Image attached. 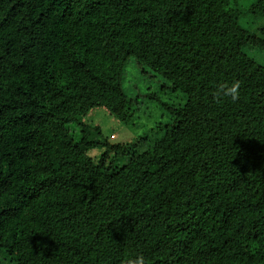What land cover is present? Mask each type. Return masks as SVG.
Returning <instances> with one entry per match:
<instances>
[{"label": "trees", "instance_id": "1", "mask_svg": "<svg viewBox=\"0 0 264 264\" xmlns=\"http://www.w3.org/2000/svg\"><path fill=\"white\" fill-rule=\"evenodd\" d=\"M263 20L264 0H0V264H264ZM131 58L183 101L153 93L159 137L113 143L91 118L138 125Z\"/></svg>", "mask_w": 264, "mask_h": 264}, {"label": "rangeland", "instance_id": "2", "mask_svg": "<svg viewBox=\"0 0 264 264\" xmlns=\"http://www.w3.org/2000/svg\"><path fill=\"white\" fill-rule=\"evenodd\" d=\"M263 21L259 25H263ZM247 52L256 61L264 65V50L252 47L248 48ZM165 83L167 84L166 80L160 76L153 77L150 72L148 74L143 73V68L137 64L134 58H131L125 66L124 90L132 102L131 105L136 110L138 125H124L103 109L96 110L95 117L91 119L101 125L104 135L109 137L112 135L113 140L111 142L113 143L126 142L142 136L155 127L157 123H163L167 120L166 114L161 108V102L156 101L151 96L153 93H157L160 100L166 103H181L183 101L181 94L171 93L167 88L161 89L160 87H164ZM148 135L159 137L160 134L151 131ZM8 222L13 223V218ZM21 232V228L16 226L11 230L5 228L2 235L8 236L16 233L15 243L18 245L22 242L25 243V238ZM35 260L38 261L39 257H35ZM58 262L59 264H69V258L63 256Z\"/></svg>", "mask_w": 264, "mask_h": 264}, {"label": "clouds", "instance_id": "3", "mask_svg": "<svg viewBox=\"0 0 264 264\" xmlns=\"http://www.w3.org/2000/svg\"><path fill=\"white\" fill-rule=\"evenodd\" d=\"M240 95V82L235 80L231 83H220L217 85L214 98L236 102L240 98ZM128 264H146V258L142 253H138L135 255L134 259H129Z\"/></svg>", "mask_w": 264, "mask_h": 264}]
</instances>
